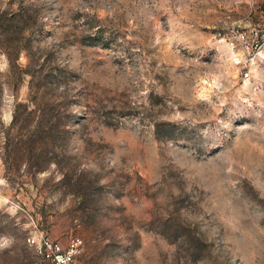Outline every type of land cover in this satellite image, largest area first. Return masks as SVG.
I'll return each mask as SVG.
<instances>
[{"label": "rangeland", "instance_id": "obj_1", "mask_svg": "<svg viewBox=\"0 0 264 264\" xmlns=\"http://www.w3.org/2000/svg\"><path fill=\"white\" fill-rule=\"evenodd\" d=\"M42 234L264 264V0H0V264Z\"/></svg>", "mask_w": 264, "mask_h": 264}, {"label": "built area", "instance_id": "obj_2", "mask_svg": "<svg viewBox=\"0 0 264 264\" xmlns=\"http://www.w3.org/2000/svg\"><path fill=\"white\" fill-rule=\"evenodd\" d=\"M223 36L232 47L239 44L248 46V34L243 29L232 28ZM245 74L249 76L250 72L246 70ZM29 240L35 244L38 252L49 264H76V256L83 245V238L78 235L70 237L66 245L57 238L43 234L40 238L31 237Z\"/></svg>", "mask_w": 264, "mask_h": 264}]
</instances>
